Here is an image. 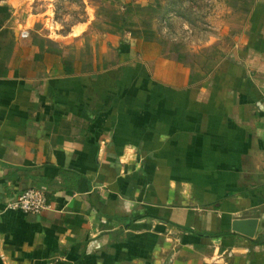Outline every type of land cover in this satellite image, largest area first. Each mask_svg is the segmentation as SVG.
<instances>
[{"label": "crops", "instance_id": "obj_1", "mask_svg": "<svg viewBox=\"0 0 264 264\" xmlns=\"http://www.w3.org/2000/svg\"><path fill=\"white\" fill-rule=\"evenodd\" d=\"M35 1L0 0V264H264V0L177 44L154 0L67 32ZM30 188L49 208H6Z\"/></svg>", "mask_w": 264, "mask_h": 264}, {"label": "rangeland", "instance_id": "obj_2", "mask_svg": "<svg viewBox=\"0 0 264 264\" xmlns=\"http://www.w3.org/2000/svg\"><path fill=\"white\" fill-rule=\"evenodd\" d=\"M161 12L163 30L174 43L197 40L203 42L212 35V14L223 0H154ZM98 0H90L88 11L93 13ZM35 10L44 11L39 24L51 31L67 32L85 19L83 0H36Z\"/></svg>", "mask_w": 264, "mask_h": 264}, {"label": "built area", "instance_id": "obj_3", "mask_svg": "<svg viewBox=\"0 0 264 264\" xmlns=\"http://www.w3.org/2000/svg\"><path fill=\"white\" fill-rule=\"evenodd\" d=\"M49 206L47 196L42 190L30 188L7 202L6 208L20 210L28 214H39L49 208Z\"/></svg>", "mask_w": 264, "mask_h": 264}, {"label": "water", "instance_id": "obj_4", "mask_svg": "<svg viewBox=\"0 0 264 264\" xmlns=\"http://www.w3.org/2000/svg\"><path fill=\"white\" fill-rule=\"evenodd\" d=\"M233 222V230L253 238L258 229L259 219L248 218L244 215L236 216Z\"/></svg>", "mask_w": 264, "mask_h": 264}, {"label": "trees", "instance_id": "obj_5", "mask_svg": "<svg viewBox=\"0 0 264 264\" xmlns=\"http://www.w3.org/2000/svg\"><path fill=\"white\" fill-rule=\"evenodd\" d=\"M255 244H259L262 245L264 244V231H261V233L259 234V236L257 237L256 240H254Z\"/></svg>", "mask_w": 264, "mask_h": 264}]
</instances>
